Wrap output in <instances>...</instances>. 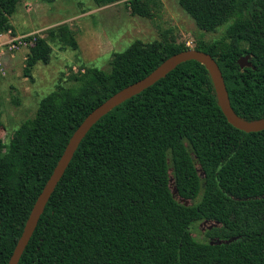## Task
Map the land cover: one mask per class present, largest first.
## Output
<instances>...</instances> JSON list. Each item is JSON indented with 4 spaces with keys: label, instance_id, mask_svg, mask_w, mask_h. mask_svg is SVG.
I'll use <instances>...</instances> for the list:
<instances>
[{
    "label": "trees",
    "instance_id": "1",
    "mask_svg": "<svg viewBox=\"0 0 264 264\" xmlns=\"http://www.w3.org/2000/svg\"><path fill=\"white\" fill-rule=\"evenodd\" d=\"M108 5L121 0H95ZM20 0H0V34ZM205 31L225 34L195 49L217 61L234 111L264 118V0H179ZM133 16L154 19L160 0H129ZM78 49L70 24L33 38L24 75L49 62L53 48ZM190 47L174 38L133 41L109 69L73 73L79 86L58 87L6 144L0 110V264H8L34 204L83 120L119 90ZM253 66L242 68L240 57ZM198 166L202 170L200 174ZM178 195L197 200L180 203ZM200 197V198H199ZM215 220L212 243L192 224ZM18 264H264V129L234 127L211 73L188 60L102 116L82 139L52 193Z\"/></svg>",
    "mask_w": 264,
    "mask_h": 264
},
{
    "label": "rangeland",
    "instance_id": "2",
    "mask_svg": "<svg viewBox=\"0 0 264 264\" xmlns=\"http://www.w3.org/2000/svg\"><path fill=\"white\" fill-rule=\"evenodd\" d=\"M128 1L98 5L95 0H20L10 17L17 35L11 32L0 35L1 136L6 144L24 121L36 115L46 95L60 86L80 85L72 77L73 73L89 67L109 69L113 54L125 50L138 39L151 42L174 38L195 49L201 38L208 42L220 39L231 22L215 31H205L181 7L179 0H160L161 6L154 19L133 16ZM61 23L70 24L79 42L78 49L51 43L50 61H40L33 67V79L25 76L33 38ZM198 169L202 174L199 166ZM170 187L180 203L191 205L198 201L180 197L173 176ZM220 225L215 220H204L192 224L191 231L198 240L218 243L221 240L208 237L207 231Z\"/></svg>",
    "mask_w": 264,
    "mask_h": 264
},
{
    "label": "water",
    "instance_id": "3",
    "mask_svg": "<svg viewBox=\"0 0 264 264\" xmlns=\"http://www.w3.org/2000/svg\"><path fill=\"white\" fill-rule=\"evenodd\" d=\"M188 60H197L207 66L209 69L215 90L217 93L218 101L223 113L227 120L236 128L246 132H256L264 129V118L259 120L248 121L240 117L233 109L229 92L225 83L223 73L213 56L207 52L197 49H188L178 52L169 58H167L162 64H160L154 71H152L146 77L126 86L119 90L102 104L96 107L80 124L76 129L72 137L70 138L64 153L59 159L51 177L43 188L42 192L38 196L34 207L26 222L24 231L18 240L13 254L8 264H18L20 258L26 249L35 229L39 222V219L52 195L57 184L61 180L67 167L69 166L76 149L80 145L82 139L88 133V131L94 126V124L111 109L121 104L125 100L137 95L144 89L148 88L158 80L164 78L169 72L175 69L181 63ZM238 63L242 68L246 66H253L251 61V55H245L239 58Z\"/></svg>",
    "mask_w": 264,
    "mask_h": 264
},
{
    "label": "built area",
    "instance_id": "4",
    "mask_svg": "<svg viewBox=\"0 0 264 264\" xmlns=\"http://www.w3.org/2000/svg\"><path fill=\"white\" fill-rule=\"evenodd\" d=\"M1 35V34H0Z\"/></svg>",
    "mask_w": 264,
    "mask_h": 264
}]
</instances>
